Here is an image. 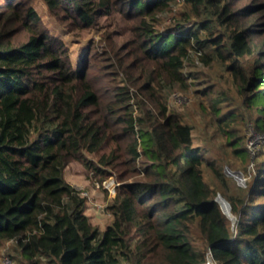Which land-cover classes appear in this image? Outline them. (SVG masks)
I'll return each instance as SVG.
<instances>
[{
    "label": "trees",
    "instance_id": "1",
    "mask_svg": "<svg viewBox=\"0 0 264 264\" xmlns=\"http://www.w3.org/2000/svg\"><path fill=\"white\" fill-rule=\"evenodd\" d=\"M44 1L69 26L125 16L126 52L109 40L103 53H86L97 62L72 68L63 41L41 26L29 0H0V246L13 243L21 264H206L208 250L215 264H264V140L245 189L233 193L218 158L208 156L215 144L193 145L200 124L169 111L163 96L187 92L201 77L187 64L216 65V76L207 77L232 84L195 88L207 100L197 104L199 114L210 117L200 130L211 140L221 134L251 163L244 128L250 121L264 136V0ZM176 3L179 10L160 24ZM121 72L113 83L111 74ZM237 119L243 129L233 126ZM73 160L93 166L100 181L107 167L117 174L104 229L64 177Z\"/></svg>",
    "mask_w": 264,
    "mask_h": 264
},
{
    "label": "rangeland",
    "instance_id": "2",
    "mask_svg": "<svg viewBox=\"0 0 264 264\" xmlns=\"http://www.w3.org/2000/svg\"><path fill=\"white\" fill-rule=\"evenodd\" d=\"M29 1L41 17V26L46 28L51 34L55 35L57 38H60L63 41L72 68L77 69L82 65L84 66L86 60L88 62H91V60H93V62H97V59L95 58L92 59L93 57H88L86 53L89 51L91 53L96 51L99 53H103L104 48L111 46L109 40H111L112 45H114V47L112 48L115 51L117 48L122 47L124 41L126 40V37L128 36L127 24L129 22L128 21L129 19L127 20L125 16L120 15L117 12L115 13L116 15L99 16L97 19L98 22L92 27L80 28L74 24L69 26L70 24L69 20L64 19V17L56 16L55 14L51 13L44 0H29ZM180 7L181 4L176 3L172 8L173 10L171 12H166V11L163 12L161 14L163 20L160 24L162 25L167 24L173 12L179 10ZM20 34L21 33L19 34L15 33L14 37H17ZM122 52L123 53L126 52V49L124 47L120 49V53ZM129 59H130L129 56L126 57V60ZM99 65L100 63L98 62V66L96 68V65L92 64L90 66V69H88L89 72L94 73L95 70L98 69ZM215 67L218 68L215 65L214 68L211 69L210 67L204 65L198 59H196V62H193L191 66L187 64L186 70L195 69L202 73V75H200L201 77L198 78L195 84H192L189 87V90L187 92L180 93L179 91L178 94H174L175 93L174 90H167L165 91L163 96L166 99L167 108L169 111L174 110L177 112H184L185 120H187L188 122L200 124V125H196L199 130L197 128H194L192 130L193 145L205 146L209 144V142L211 144H215V148H216L215 153H208V156L212 158L213 157L215 158L216 156V158H218L217 159L218 164L221 165V167H223V169L225 170V182L227 186L230 188L231 192L240 194L241 188H238L237 186L239 185L243 187V189H245L248 179L254 173V170L251 169L252 167H249L251 163L250 162L246 163V161H244V159L238 153H235L233 151V147L230 144L224 143L225 142L224 137L221 134L220 135L216 134L215 139L217 140V142L215 143V139L211 140L208 136L205 137L204 136L205 132H202L200 130V129H205L203 124L205 125L209 124L210 117L204 119L199 114L200 112L199 108H196L197 104L200 101L205 102L207 100L205 97H200L196 95V93H194L195 88H197V86H200L199 88H202L203 86L201 85L202 82L203 84H205L204 82H208L209 84H214V89L216 90H219L220 87L228 86L229 84L231 86L232 84L230 83V80L228 79L225 80L224 76L221 79L218 78L211 79L210 77H207L210 75L216 76L215 74H217L218 71ZM125 76L126 74H124V72L119 73V75L112 73L110 78H112L111 79L112 82L115 83V82H121V80L124 79ZM101 83L104 88H107L109 84L107 81H105V79H103ZM139 96L141 99L144 100L146 108H150L153 112H156V110L152 108L153 106L151 105L149 100L145 99L144 95L140 94ZM242 125L243 124L240 121V119H237L234 122L233 126H235L237 129H240ZM206 127L210 131L212 130V127L210 126H206ZM243 128L244 126L242 127V129ZM244 129L246 134L245 144H247V140L253 138V135H251L250 137L247 135V125L245 126ZM257 138H258L257 140H261L259 139V137ZM220 142H223L221 146L218 145ZM86 156L89 160H92L93 163L97 162L98 157L96 154L86 152ZM254 157L252 158L251 156L252 159L251 161L253 162V164L255 161ZM105 169H107V171H109L110 174L114 173V176L117 177V174L113 169H111L110 167H107ZM235 171L241 172V176L239 178H242V180H239V178L235 176L236 175ZM64 177L75 188L79 189L80 191L87 192L89 196H91L90 190L93 188L100 193L98 196L93 195L91 204L97 202L105 206L103 209L100 208L97 209V207H94L92 205V207H94L96 210L101 212L102 216L100 217L103 218L101 221L97 222L96 225H98L99 228L106 227L107 224L110 222V219H112L111 209L109 208L112 206V202L114 198L113 196H108L107 191L103 189L101 186L96 185L97 183L101 182L100 174L94 170L93 166L87 165L86 163H84L83 160H73L65 167ZM204 178L209 184L212 185V187H216V183L213 177L206 168L204 169ZM218 195L221 194L218 193L216 195L215 197L216 200L218 198ZM221 197L224 198L222 195ZM224 200L226 201V203H228L227 205H229L230 207L229 202L225 198ZM87 201L88 200H85V202ZM218 202L221 211L226 215L223 209L224 208L223 204L220 201ZM230 215L231 217H229L228 215L226 216L228 217V219L230 220L231 224L234 227L236 217L232 214V212ZM12 244L13 243L8 241L0 246V264H3L4 257L7 256V254L9 255L10 251H11L10 253H12L11 256L15 258L14 261H10L11 262L10 264H21L19 257H15L17 256V252L14 251V249H12L11 247Z\"/></svg>",
    "mask_w": 264,
    "mask_h": 264
},
{
    "label": "built area",
    "instance_id": "3",
    "mask_svg": "<svg viewBox=\"0 0 264 264\" xmlns=\"http://www.w3.org/2000/svg\"><path fill=\"white\" fill-rule=\"evenodd\" d=\"M174 94H178V92H175ZM247 135L249 137L251 135H253V138L247 140V147H248L250 154L253 158L256 155V151L258 150L259 144L261 143V141L264 140V136L255 131L254 126L251 122H249L247 124ZM257 137H259V139H261V140H257L258 139ZM253 165L254 164L251 161V164L249 165V167H252L251 169H253ZM239 180H242V178H239ZM119 183L120 182L117 179V177L114 176V173H111L105 179H103L101 182L97 183L96 185L101 186L103 189H105L107 191L108 196H113V198H114V196L116 194V189H117V186L119 185ZM80 193L82 196L85 197V200H90V196L87 194V192L80 191ZM92 205L94 207H97V209L98 208L103 209L105 207V206H103L97 202L92 203ZM109 209H111V214H112V212H113L112 207H110ZM210 256H211L210 251L208 250V261L206 262V264H215ZM10 261L11 260L8 258V256H5L4 260H3V264H10L11 263Z\"/></svg>",
    "mask_w": 264,
    "mask_h": 264
},
{
    "label": "crops",
    "instance_id": "4",
    "mask_svg": "<svg viewBox=\"0 0 264 264\" xmlns=\"http://www.w3.org/2000/svg\"><path fill=\"white\" fill-rule=\"evenodd\" d=\"M90 193H91L90 200L85 202L84 213L89 217V219L92 223L96 224L97 222L101 221L103 218L100 217V216H102L101 212H99L94 207H92L91 201H92L93 195L98 196L100 193L97 192V190L94 188L90 190ZM108 222H109V220H108ZM104 228H100V229H104Z\"/></svg>",
    "mask_w": 264,
    "mask_h": 264
},
{
    "label": "water",
    "instance_id": "5",
    "mask_svg": "<svg viewBox=\"0 0 264 264\" xmlns=\"http://www.w3.org/2000/svg\"><path fill=\"white\" fill-rule=\"evenodd\" d=\"M235 174H236L235 176H236L237 178H239V177L241 176V172H240V171H235ZM219 199L224 200V198H222L221 195H218L217 200L219 201ZM227 204H228V203H227ZM227 206H228V210H227V209H224V208H223V209H224L225 213L229 215V214H231V212H230V207H229V205H227ZM229 216L231 217V215H229Z\"/></svg>",
    "mask_w": 264,
    "mask_h": 264
},
{
    "label": "bare ground",
    "instance_id": "6",
    "mask_svg": "<svg viewBox=\"0 0 264 264\" xmlns=\"http://www.w3.org/2000/svg\"><path fill=\"white\" fill-rule=\"evenodd\" d=\"M219 201L223 204V206H224V209H227L228 210V206H227V203H226V201L225 200H222V199H219ZM226 215H228V214H226ZM230 215V214H229ZM228 215V216H229ZM230 217V216H229Z\"/></svg>",
    "mask_w": 264,
    "mask_h": 264
}]
</instances>
